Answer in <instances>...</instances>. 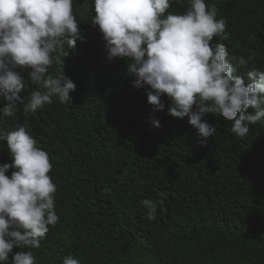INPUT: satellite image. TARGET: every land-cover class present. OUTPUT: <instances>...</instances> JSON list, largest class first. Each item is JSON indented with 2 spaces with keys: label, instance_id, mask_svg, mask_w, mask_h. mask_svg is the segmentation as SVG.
<instances>
[{
  "label": "trees",
  "instance_id": "16d2710c",
  "mask_svg": "<svg viewBox=\"0 0 264 264\" xmlns=\"http://www.w3.org/2000/svg\"><path fill=\"white\" fill-rule=\"evenodd\" d=\"M214 1L228 37L211 43L226 45L247 82L248 71L264 70V0ZM88 4L73 0L83 39L74 48L65 44L67 56L48 69L74 82L71 100L53 98L28 117L19 105L0 119V133L26 125L53 165L59 219L40 247L29 249L36 264H62L68 255L79 264H264V117L244 121L249 134L241 138L227 131L230 121L206 113L216 132L205 140L187 116L168 113L167 96L164 109L154 110L149 87L134 86L128 59H107ZM241 56L251 60L239 65ZM21 75L27 102L36 86L27 71ZM6 144L0 140V165L12 163ZM144 199L162 200L155 220ZM17 251L27 249L14 246L9 264Z\"/></svg>",
  "mask_w": 264,
  "mask_h": 264
},
{
  "label": "clouds",
  "instance_id": "9594fccd",
  "mask_svg": "<svg viewBox=\"0 0 264 264\" xmlns=\"http://www.w3.org/2000/svg\"><path fill=\"white\" fill-rule=\"evenodd\" d=\"M93 8V26H98L107 59L127 58L128 72L135 75L134 86L149 87L147 102L163 110L162 96L170 101L168 113L188 122L202 139L216 129L204 115L219 114L231 122L227 131L245 137L244 121L257 123L264 117V70L253 68L245 77L228 57L223 43L228 37L226 21L217 19L214 0H79ZM73 0H0V119L17 113L23 105L25 117L33 115L56 98L71 100L74 82L61 71L55 77L48 69L67 56L83 39L72 11ZM56 54V55H54ZM251 57L238 58L245 65ZM63 63V59H62ZM27 71L36 86L25 102L21 71ZM253 109L246 114L247 109ZM237 114H239L237 118ZM159 127L158 119H151ZM6 140L12 163L0 165V264H36L31 250L38 249L50 227H55L57 186L49 175L53 165L48 153L37 147V140L26 125L0 133ZM14 169L9 177L6 173ZM162 200L144 199L147 218L156 219ZM62 264H79L71 255Z\"/></svg>",
  "mask_w": 264,
  "mask_h": 264
}]
</instances>
